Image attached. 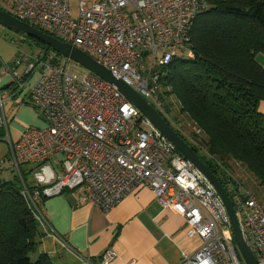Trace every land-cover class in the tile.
<instances>
[{"label": "built area", "instance_id": "obj_1", "mask_svg": "<svg viewBox=\"0 0 264 264\" xmlns=\"http://www.w3.org/2000/svg\"><path fill=\"white\" fill-rule=\"evenodd\" d=\"M69 2L0 0L16 20L90 56L150 102L174 131L198 144L161 106L157 69L183 52L192 57L191 25L207 10L205 0H79L75 18ZM19 65L24 66L21 75L15 71ZM2 75L12 85L4 93L0 85V125L7 128L4 105L17 98L28 100L43 118L41 127L26 129L9 146L11 167L20 174L22 165L55 159L62 169L51 183L40 178L41 195L80 189L81 202L107 212L134 190L148 188L163 208L185 219L187 238L201 240L178 264H243L213 187L117 90L52 56L21 57ZM218 166L229 180L242 237L257 264H264V206L228 168ZM38 195L29 198L31 203ZM114 258L107 250L101 264Z\"/></svg>", "mask_w": 264, "mask_h": 264}, {"label": "trees", "instance_id": "obj_2", "mask_svg": "<svg viewBox=\"0 0 264 264\" xmlns=\"http://www.w3.org/2000/svg\"><path fill=\"white\" fill-rule=\"evenodd\" d=\"M205 2L207 10L191 25L192 57L183 52L157 71L160 86L168 89L164 95L177 100L181 113L203 133V144L175 132L217 176L233 201L229 180L218 163L225 168L230 162L241 164L264 193V114L259 111L264 102V66L257 62L258 55L264 56V0ZM33 41L41 47L39 58L63 60ZM22 103L28 105L26 100ZM5 135L0 125V138ZM19 173L12 169L13 177L0 178V264H51L48 256L38 253L45 235L42 202L48 198L41 195L42 187L29 185L25 174ZM37 192L31 203L29 198Z\"/></svg>", "mask_w": 264, "mask_h": 264}, {"label": "crops", "instance_id": "obj_3", "mask_svg": "<svg viewBox=\"0 0 264 264\" xmlns=\"http://www.w3.org/2000/svg\"><path fill=\"white\" fill-rule=\"evenodd\" d=\"M0 78L2 87L9 84L3 75ZM23 99L6 104L11 117L5 138H0V178L5 180L9 176H3V170L11 174L13 169L6 161L9 146L26 129L43 124L39 113L19 103ZM259 111L264 114V102L260 103ZM54 160L22 170L28 184L36 186L40 178L43 184L53 182L62 173ZM229 168L244 186L257 185L241 164L230 162ZM83 195L80 189L65 190L42 202L41 225L45 235L38 253L48 256L51 264H101L107 250L115 253L109 264H178L183 254H192L201 245L199 238H187L185 219L163 208L148 188L134 190L107 212L88 201L81 202Z\"/></svg>", "mask_w": 264, "mask_h": 264}, {"label": "water", "instance_id": "obj_4", "mask_svg": "<svg viewBox=\"0 0 264 264\" xmlns=\"http://www.w3.org/2000/svg\"><path fill=\"white\" fill-rule=\"evenodd\" d=\"M0 26L20 35L27 36L49 47L53 53L82 67L117 90L139 113L174 147V151L187 160L213 187L221 199L230 220L233 242L243 264H257V260L246 245L239 227L236 211L224 186L192 148L165 122L161 115L137 92L90 56L70 44L61 42L40 30L22 23L0 9Z\"/></svg>", "mask_w": 264, "mask_h": 264}, {"label": "rangeland", "instance_id": "obj_5", "mask_svg": "<svg viewBox=\"0 0 264 264\" xmlns=\"http://www.w3.org/2000/svg\"><path fill=\"white\" fill-rule=\"evenodd\" d=\"M70 7L72 9V16L75 18L77 13H78V3L79 0H70ZM0 9L2 11H6L3 5L0 3ZM41 53V47L33 41V39L20 35L18 33H14L2 26H0V75H2V70L4 67H12L14 66L15 62L20 60L21 57H27L30 60L33 58H37ZM64 61L68 62V67L70 70L76 72L77 74L81 75H87L88 72L84 70L82 67L79 65L75 64L74 62H71L67 59L62 58ZM257 62L260 65H264V56L262 54L258 55L257 57ZM16 73L18 74H23L24 73V66L19 65L15 68ZM161 87L162 95H161V106L166 110V112L169 114V118L174 120L175 123L179 124L182 126L183 129H186L188 133H190V137L192 140L197 141L201 144H203V133L197 128V126L192 127L191 123L187 120L185 117V114L181 113L179 104L175 98L172 96L164 95L168 91V89ZM1 93H4L2 90ZM9 103V102H8ZM7 103L4 105L5 113L7 116V122L9 123L10 120V111L7 109ZM151 105V103L149 102ZM152 106V105H151ZM12 115V114H11ZM41 119V118H40ZM200 155H205L204 150H200ZM7 160H9L7 158ZM54 163L56 165L57 162L54 160ZM33 165H36L34 163H29L22 165L20 167V170L27 171L29 167H32ZM61 169V168H60ZM6 170V169H5ZM228 170L230 168L228 167ZM247 170V169H246ZM62 171V169H61ZM231 171V170H230ZM3 176H9L8 178L13 177L12 174H10L7 171L3 170ZM5 176V177H6ZM256 182V181H255ZM244 186V184H243ZM249 187L246 186L247 189H249L251 192H253L256 195V198L260 203L264 205V197H263V192L261 190V187L257 185H248ZM245 187V186H244ZM239 217V214H237Z\"/></svg>", "mask_w": 264, "mask_h": 264}]
</instances>
